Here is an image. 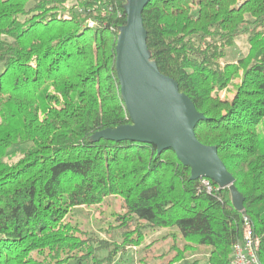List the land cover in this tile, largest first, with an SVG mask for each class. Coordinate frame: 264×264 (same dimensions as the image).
Returning <instances> with one entry per match:
<instances>
[{
	"label": "trees",
	"instance_id": "obj_1",
	"mask_svg": "<svg viewBox=\"0 0 264 264\" xmlns=\"http://www.w3.org/2000/svg\"><path fill=\"white\" fill-rule=\"evenodd\" d=\"M125 3L0 0V264H118L146 228H177L184 241L156 264L203 247L207 258L187 264H229L247 224L264 264V0H150L143 12L152 58L204 114L196 135L218 146L243 211L228 187L191 179L173 149L91 139L131 122L116 69ZM241 30L250 53L225 61ZM235 78L234 96L221 97ZM110 195L123 199L119 239L66 221Z\"/></svg>",
	"mask_w": 264,
	"mask_h": 264
},
{
	"label": "water",
	"instance_id": "obj_2",
	"mask_svg": "<svg viewBox=\"0 0 264 264\" xmlns=\"http://www.w3.org/2000/svg\"><path fill=\"white\" fill-rule=\"evenodd\" d=\"M150 0H126L127 19L120 26L116 69L122 97L131 122L95 132L91 139L134 140L155 144L158 152L173 149L190 167L191 179L209 178L220 188L228 187L234 206L243 211L244 197L218 153L217 145H207L196 135L204 119L179 83L162 73L148 47L143 12Z\"/></svg>",
	"mask_w": 264,
	"mask_h": 264
},
{
	"label": "rangeland",
	"instance_id": "obj_3",
	"mask_svg": "<svg viewBox=\"0 0 264 264\" xmlns=\"http://www.w3.org/2000/svg\"><path fill=\"white\" fill-rule=\"evenodd\" d=\"M243 30V29H242ZM241 32L235 38V44L226 50L225 61H237L250 53V43L245 32ZM240 81V78L233 79L232 83L225 87L220 96L232 98L234 96V85ZM15 158L19 156V147L14 148ZM123 199L117 195H110L103 198L97 204L81 205L74 207L66 216V221L74 227L76 232H85V234H93L100 238L119 239L120 235L110 232L116 225V218L123 213ZM175 234L177 235H174ZM144 239L139 245H128L125 250L121 251L116 257L118 264H156L159 256L167 253L166 258L174 255V250L170 249L174 244L178 247L184 246L177 228H146L144 231ZM115 237V238H114ZM107 251L103 250L101 256L106 255ZM195 258L204 260L207 258L206 248H201L195 252H186L185 259L176 264H187ZM66 264H80L75 260H71ZM81 264H92L91 262H83Z\"/></svg>",
	"mask_w": 264,
	"mask_h": 264
},
{
	"label": "built area",
	"instance_id": "obj_4",
	"mask_svg": "<svg viewBox=\"0 0 264 264\" xmlns=\"http://www.w3.org/2000/svg\"><path fill=\"white\" fill-rule=\"evenodd\" d=\"M258 240L252 235L247 224L244 238L233 246L229 264H261L258 255Z\"/></svg>",
	"mask_w": 264,
	"mask_h": 264
}]
</instances>
